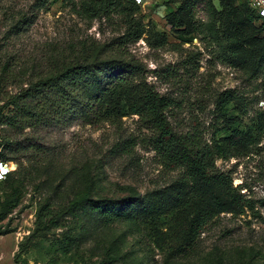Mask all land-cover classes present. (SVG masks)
<instances>
[{"label":"rangeland","instance_id":"1","mask_svg":"<svg viewBox=\"0 0 264 264\" xmlns=\"http://www.w3.org/2000/svg\"><path fill=\"white\" fill-rule=\"evenodd\" d=\"M135 1L141 8L135 21L151 33L165 34L168 44L154 48L146 34L126 43L122 60L144 66L148 82L180 104L172 115L174 126L187 129L198 123L208 140L216 136L224 143L227 125L216 120L215 102L226 91L238 96L230 105V115L241 129L257 135L259 142L248 149L229 148L228 156L217 159L216 168L231 178L233 187L254 209L239 217L223 214L216 218L202 236L203 253L198 258L169 262L141 225L125 218L102 227L68 215L48 235L27 242L35 230L42 197L34 191L36 187L27 186L21 205L3 223L4 230L10 231L0 236V264H264V130L259 133L257 122L258 113L264 111V74L253 79L229 62L228 43L207 0H198L192 11L197 37L192 43L177 39L170 22L171 10L176 12L184 0ZM234 1L256 26L259 37H264L250 0ZM83 2L53 0L47 10L38 11L35 0H0V44L18 83L35 82L49 73L56 60L94 57L105 45L117 44L127 35L126 19L115 15L88 19L80 10ZM212 4L221 10L219 0ZM17 89L0 87V108L4 97ZM6 124L0 118V144L9 139L23 149L18 155L10 154L9 162L31 161L44 167L49 161L62 207L72 198L71 190H91L95 199L118 201L163 189L181 173L147 142L149 133L136 116L85 124L79 115H70L51 127L24 130ZM119 144L129 145L130 154L114 156L112 151ZM7 146L0 147L1 159ZM37 178V182L46 180L47 175ZM86 227L91 230L90 239L81 243L79 233Z\"/></svg>","mask_w":264,"mask_h":264},{"label":"trees","instance_id":"2","mask_svg":"<svg viewBox=\"0 0 264 264\" xmlns=\"http://www.w3.org/2000/svg\"><path fill=\"white\" fill-rule=\"evenodd\" d=\"M52 1L35 0V9L47 10ZM83 1L80 10L88 19H110L114 15L126 19L127 35L117 44L105 45L94 57L71 62L56 60L49 73L26 84L15 80L16 74L0 44V87L3 91L8 86L18 88L17 93L4 97L0 118L14 129L24 130L51 127L70 115H79L85 124L136 116L149 133L147 142L181 172L180 176L163 189L144 195L133 194L118 201L95 199L91 190H71L72 198L62 207L58 201L61 190L53 184L54 170L49 161L44 167L31 161L17 164L18 168L0 182V236L10 231L4 230L3 223L21 205L28 192L27 186H34V191H40L42 197L38 203L35 230L27 242L48 235L60 227L68 215L84 220L89 226L102 227L125 218L141 225L144 235L166 253L169 262L194 260L203 253L202 236L216 218L223 214L239 217L254 209L250 200L233 187L231 178L216 168V161L221 156H228L229 148L248 149L257 144L259 138L241 129L230 115V105L238 99L232 91L223 92L215 102L216 120L222 119L227 125L228 136L224 143L216 136L208 140L198 123L187 129L174 126L172 115L180 104L148 82L143 74L146 72L144 66L122 60L126 56V43L136 42L149 34L150 46L159 48L168 44L167 36L151 33L135 21L141 10L135 0ZM197 1L184 0L176 12H170L176 37L183 42L192 43L197 38L192 14ZM207 2L228 43L229 62L248 71L251 78H259L264 74V37H259L256 26L237 8L234 0H219L220 11L213 6L212 0ZM252 12L262 22L261 31L264 32V19L254 9ZM257 122L259 133H263L264 111L258 113ZM3 143L8 145L1 153L3 162L13 159L10 154L18 155L23 151L14 141H2L0 147ZM130 149L127 144H119L112 152L120 157L130 154ZM42 173L47 179L37 182V175ZM90 231L87 227L81 229V243L89 241ZM20 247L22 250L24 244Z\"/></svg>","mask_w":264,"mask_h":264},{"label":"built area","instance_id":"3","mask_svg":"<svg viewBox=\"0 0 264 264\" xmlns=\"http://www.w3.org/2000/svg\"><path fill=\"white\" fill-rule=\"evenodd\" d=\"M138 2L141 0H137ZM252 8L264 19V0H250ZM18 167L14 162H3L0 160V182Z\"/></svg>","mask_w":264,"mask_h":264}]
</instances>
